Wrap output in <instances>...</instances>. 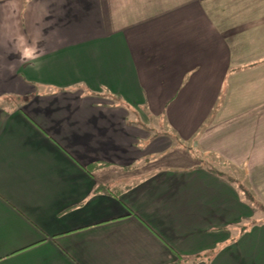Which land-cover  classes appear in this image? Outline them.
Here are the masks:
<instances>
[{
	"label": "crops",
	"instance_id": "1",
	"mask_svg": "<svg viewBox=\"0 0 264 264\" xmlns=\"http://www.w3.org/2000/svg\"><path fill=\"white\" fill-rule=\"evenodd\" d=\"M201 157L264 206V0H0V264H264Z\"/></svg>",
	"mask_w": 264,
	"mask_h": 264
},
{
	"label": "rangeland",
	"instance_id": "2",
	"mask_svg": "<svg viewBox=\"0 0 264 264\" xmlns=\"http://www.w3.org/2000/svg\"><path fill=\"white\" fill-rule=\"evenodd\" d=\"M201 158L202 159H197V162H201L202 165H205V167L214 168L219 172L223 171L226 177L233 179V183L235 185H243L245 189L247 187V189L250 190V187L248 186L247 178L242 177L240 171L233 169L231 166L227 164H224L221 160H213V159L211 160V159H207L206 157H201Z\"/></svg>",
	"mask_w": 264,
	"mask_h": 264
},
{
	"label": "trees",
	"instance_id": "3",
	"mask_svg": "<svg viewBox=\"0 0 264 264\" xmlns=\"http://www.w3.org/2000/svg\"><path fill=\"white\" fill-rule=\"evenodd\" d=\"M218 174L221 176L223 175L222 172H218ZM230 180L233 181V179H230ZM238 186H239V191L241 192L243 198L248 202H253V200H254V202H256V204L258 206V209L260 211H262V213L264 214V206L262 204L258 203L257 199L254 197V195L251 193V191L249 189H247V187L245 189V187L243 185H238ZM181 262H182V258H179L175 264H182Z\"/></svg>",
	"mask_w": 264,
	"mask_h": 264
}]
</instances>
